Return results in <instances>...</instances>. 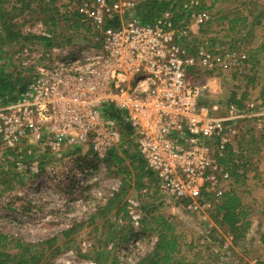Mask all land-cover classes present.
I'll list each match as a JSON object with an SVG mask.
<instances>
[{
  "label": "built area",
  "instance_id": "2783aa9c",
  "mask_svg": "<svg viewBox=\"0 0 264 264\" xmlns=\"http://www.w3.org/2000/svg\"><path fill=\"white\" fill-rule=\"evenodd\" d=\"M140 3L78 0L84 20L101 34L100 47L76 54L67 47L49 51L16 101L0 98V140L5 150L32 158L17 166L33 176L53 172L40 171L43 155L68 162L67 173L75 176L104 171L128 126L159 193L207 220L212 205L205 195L220 196L230 180L216 161V153L222 155L237 135L228 124L257 118V128H263L264 106L253 100L243 111L222 101L202 102L208 85L193 83L191 72H240L246 59L230 47L214 52L194 43V33L212 20L210 13H193L186 25L176 26L168 11L144 24L134 17ZM112 17L120 19L119 26L105 28ZM107 109L121 122L108 117ZM89 151L97 169L80 161ZM138 206L129 201L136 235L142 224Z\"/></svg>",
  "mask_w": 264,
  "mask_h": 264
},
{
  "label": "rangeland",
  "instance_id": "374dc122",
  "mask_svg": "<svg viewBox=\"0 0 264 264\" xmlns=\"http://www.w3.org/2000/svg\"><path fill=\"white\" fill-rule=\"evenodd\" d=\"M7 1L15 3L18 0ZM217 1L215 8L209 12L215 20L194 33L195 44L204 42L210 46L212 41L216 40L215 51L223 50L225 47L232 48L234 41L240 38L245 42V44L242 42V47H246L247 50L255 51L264 44V20L261 25L255 26L250 34L246 29L242 31L243 34L237 36L228 31L227 22L220 23L217 14L222 11L231 15L238 11L240 14L238 18L246 17L249 10L247 7L255 10L258 14L259 11L264 10V0ZM213 2L214 0H205V5L210 7L214 4ZM66 4L67 2L63 0H57L54 7L60 9L61 14H63ZM36 6L35 4L31 9H37ZM44 7L49 10V13L53 10L48 1H45ZM18 23L21 26L24 24L21 29L27 36L49 37L48 28L45 26V17L39 12L27 11L18 19ZM59 28L58 35L62 34L64 40L73 39L68 46H74L77 42L74 40L75 35H77L76 31L72 28L69 29L66 22L63 23L62 21ZM223 45L224 48H222ZM233 47L235 48V46ZM67 48L70 49L71 47ZM21 49L22 43L13 49L7 48L6 50L14 56L17 64L32 67L33 73L37 66L44 63L45 56L52 50H47L45 46L36 41L27 43ZM246 49L241 53L247 55ZM14 52L16 53L14 54ZM259 60L261 65L257 70V79L259 83L263 81V84L257 83L256 86L250 85L248 87L247 76L252 74L249 71L250 65H245L246 68L240 72L228 71L227 73L212 75L207 72L202 74L200 72L191 76V80L195 84L208 85V92L202 99L205 104L221 101L228 103L232 94L237 93V89L241 95L245 90L247 91L248 103H250L253 100H260L261 87L264 85V52ZM263 129L264 127L260 128L259 133L255 134L257 140H260V130ZM257 147L259 150L261 149L260 153L256 152L253 157V163H257V165L255 169L245 173L247 179L244 185L230 179L224 187V190L232 188L250 211L248 220L251 227L245 239L239 242H233L231 237L224 234L223 230L220 229V236H217L216 241H213L211 233L212 230L216 229V225L210 216L212 208L207 212L208 217H206L208 219L205 220L206 214L202 212L193 214L181 202L168 200L165 195L156 191V183L152 184L148 180L145 181L146 189L142 190L141 195L133 189L129 190L122 202V204H126L124 213L117 216V211L114 209L104 217L98 218L96 222L98 230L94 232V226L91 225L89 218L95 213L98 205H105L113 194L120 192L124 176H112L108 174L107 168L100 172L93 170L88 174H76L74 176L67 173L69 169L66 164L68 162L45 157L40 158L39 163L51 162L45 166L46 170H53L51 176L44 174L38 177L33 175L22 177V180L13 184V190L10 193L1 194L0 232L21 238L32 244H40L57 238L58 241L55 243L54 249L58 248L60 252L52 264H113L114 260H117L116 264L122 262L135 264L137 260L141 259H139L140 255L143 259L151 252L157 238L155 233L150 232L154 225L150 224V217L146 216L142 209L145 205L147 211H151L152 215L164 216L173 224L175 234L181 237L182 255L187 259L196 260L199 264H259L264 262V144L258 146L255 144V148ZM4 150V146L0 145V156L3 155ZM129 163L130 161H127L122 168L129 166ZM70 172L73 173V171ZM71 182L77 185L73 192L67 191ZM3 190L0 186V192ZM145 190L155 194L153 195L154 198L146 197L147 191L144 192ZM130 200L139 203L141 231L140 234L131 239L128 245L122 247L119 244L122 243L123 237L129 234V229L135 235L129 216ZM124 215L125 217H123ZM144 220H147L146 224ZM76 224H81L80 228L73 235L64 238L62 233L72 229ZM98 251L102 252L99 263L95 260V258L98 259ZM92 252L94 254L90 255V258L94 259L82 257V255Z\"/></svg>",
  "mask_w": 264,
  "mask_h": 264
},
{
  "label": "trees",
  "instance_id": "16d2710c",
  "mask_svg": "<svg viewBox=\"0 0 264 264\" xmlns=\"http://www.w3.org/2000/svg\"><path fill=\"white\" fill-rule=\"evenodd\" d=\"M45 1H48L49 5H52L53 10L50 11L51 13L44 7ZM63 1L67 2V4L65 6V13L61 14L60 9L54 7L57 0H28V2L27 0H18L15 3L8 2L7 0H0V98H2L5 103L8 104L16 101L26 90L34 75L32 71L33 68L17 64L14 60V56L6 50L7 48L10 50V48L13 49V47L22 43L23 49L24 46L31 41L38 42L42 46H45L47 50L53 47H71L70 49L73 51L71 52L72 54H76L77 51L85 47H100L101 34L94 32L91 25L84 20L78 10V0ZM217 2V0H214V4L207 7L205 5V0H144L141 1L135 9L134 17L141 20L144 24H147L169 11L173 14V22L176 26L182 24L186 25L193 13H209L215 8V3ZM35 4L37 5V9H31ZM247 10L248 15L241 18H238L240 15L238 11L231 15L220 11L217 13L218 19L220 23L227 22L229 27L228 31L234 33V35L240 36V34H243L242 31L246 29H248V34H250L254 27L261 25L264 20V10L259 11L258 14L251 8L247 7ZM27 11L39 12L40 15L45 17V26L48 28L49 37H30L22 32L21 28L24 24L22 26L19 25L18 19L22 17L24 13H27ZM60 17H62V19H59ZM214 20V16H212V20L207 23V25L211 24ZM61 21L63 23L66 22L69 29L72 28L76 31L77 35H75L76 38H74V40H76L77 42H75L78 44L75 43L74 46H68L73 39L64 40L61 36L62 34L58 35ZM119 24L120 19L118 17H112L107 19L105 28L110 26L118 27ZM215 42L216 40H213L208 48L214 52H221L222 49L220 51H215ZM242 42L245 44L241 38L234 41L232 45L235 46V48L232 46L230 49L244 52L246 47H242ZM201 43L205 44L204 42ZM222 48H224V45ZM263 52L264 44L255 51L246 49L247 55H245L246 59L243 62V68H246L245 65H250L251 68L249 71L252 73L251 76H247L248 87L259 83L257 79V70L261 65L259 58ZM15 53L16 52H14V54ZM200 72L201 74L205 73L199 70L197 72H191V75H197ZM207 73L210 75L213 74ZM262 82L259 84H263ZM261 88L259 101L262 103L261 106H264V85ZM236 96L237 93H233L228 104L236 105L239 109L245 111L249 98L247 91L245 90L240 98ZM261 108L262 107L258 109ZM107 112L106 115L108 117L121 122L122 118L119 114L111 109H107ZM257 122V118H247L236 123L228 124L229 127L237 130V135L233 138L232 144L227 146L222 155L216 153V161L224 171L228 172L230 179L243 185L247 179L245 173L249 172L251 169H255L257 165V163H253V157L256 152L260 153L261 149L259 150L258 147L255 148V144H257V146L264 144V129L260 130V140H257L255 136L257 132L259 133ZM130 137V128L125 126L122 143L109 154L105 162L108 174L115 177L122 175L124 178L122 179L120 192L113 194L112 198H109L105 205H98L95 213L89 218L91 225L94 226V232L98 230L96 225L98 218L104 217L114 209L117 211V216L124 213L126 204H122V202L130 189L140 194L143 189H146L145 181L148 180L152 184L156 183L155 177L147 170L145 161L139 155ZM233 144L236 145L237 150H234ZM0 145H2L1 140ZM91 154V151H89L86 157L80 161L85 160V165H92V167L97 169L96 161L94 159H89ZM45 155H47V153ZM17 161L22 163L25 167L31 163L32 158L28 157L24 152L18 154L17 151L11 150H4L3 155L0 156V186L4 189L0 192V196L4 193H10L13 190V184L22 180V177H31L33 175L30 173L29 168L19 169ZM80 161L78 160L76 162L80 163ZM127 161H130L129 166L122 168ZM49 163L47 162V164ZM47 164L41 162L39 166L40 171L43 172ZM76 186L75 183L71 182L67 191L73 192ZM155 186L157 187V184ZM149 193L150 192L147 191L146 197L150 199L154 198L153 195L155 194ZM205 196L212 205L210 216L211 220L216 225V229L212 230L211 239L216 241V237L220 236V229L223 230L224 234L230 236L233 242L244 240L251 227V223L248 220L250 211H248L247 207L242 203L237 193L230 188L229 190L223 191L218 197L210 194ZM142 209L146 213V216L150 217V224L154 225V228H152L150 232L157 235V240L151 252L143 259L140 255L139 259H141L137 260L135 264H199L198 261L189 260L182 255L183 248L180 241L181 237L175 234V228L172 223L164 216L152 215L151 211H147L145 205ZM123 217H125V215ZM146 222L147 220H144L145 224ZM80 226L81 224H76L72 229L63 232L62 236L66 238L73 235ZM130 231L129 229V234L123 237L122 243H120L119 246L123 247L128 245L131 239L136 236V234L134 235ZM57 241V238H53L40 244H32L21 238L5 235L0 232V264H52L56 255L60 252L58 248L54 249ZM101 253L102 252L98 251V259L95 258L98 263L100 262L99 257H102ZM93 254L94 252L82 255V257L85 259H94L92 257L90 258V255ZM116 262L117 260H114L113 264H116ZM121 264L129 263L122 262ZM259 264H264V262Z\"/></svg>",
  "mask_w": 264,
  "mask_h": 264
},
{
  "label": "crops",
  "instance_id": "0c3cea01",
  "mask_svg": "<svg viewBox=\"0 0 264 264\" xmlns=\"http://www.w3.org/2000/svg\"><path fill=\"white\" fill-rule=\"evenodd\" d=\"M237 98H240L241 97V94H239V91H238V89H237V96H236ZM234 145V144H233ZM234 150H237V147H236V145H234ZM158 190V189H157ZM157 192H159V190L157 191Z\"/></svg>",
  "mask_w": 264,
  "mask_h": 264
}]
</instances>
